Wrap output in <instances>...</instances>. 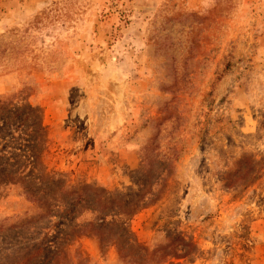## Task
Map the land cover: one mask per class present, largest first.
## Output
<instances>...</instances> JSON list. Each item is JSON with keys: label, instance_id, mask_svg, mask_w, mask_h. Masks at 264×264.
<instances>
[{"label": "rangeland", "instance_id": "374dc122", "mask_svg": "<svg viewBox=\"0 0 264 264\" xmlns=\"http://www.w3.org/2000/svg\"><path fill=\"white\" fill-rule=\"evenodd\" d=\"M0 264H264V0H0Z\"/></svg>", "mask_w": 264, "mask_h": 264}, {"label": "trees", "instance_id": "16d2710c", "mask_svg": "<svg viewBox=\"0 0 264 264\" xmlns=\"http://www.w3.org/2000/svg\"><path fill=\"white\" fill-rule=\"evenodd\" d=\"M78 198H79V197H78ZM129 250H131V247H129V249H128L127 251H124V250L122 249L121 252H122V253H123V252L125 253V252H128Z\"/></svg>", "mask_w": 264, "mask_h": 264}]
</instances>
